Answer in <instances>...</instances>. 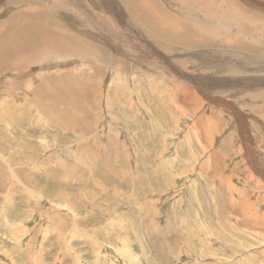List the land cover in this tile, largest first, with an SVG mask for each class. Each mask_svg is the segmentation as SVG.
Instances as JSON below:
<instances>
[{
	"label": "rangeland",
	"instance_id": "374dc122",
	"mask_svg": "<svg viewBox=\"0 0 264 264\" xmlns=\"http://www.w3.org/2000/svg\"><path fill=\"white\" fill-rule=\"evenodd\" d=\"M0 1L2 28L7 20L12 22L9 18H16L12 15L36 6L46 9L42 23L56 32L108 47L107 62L101 64L106 69L102 78L86 58L78 54L67 59L64 52L24 56L19 59L25 62L23 69L13 68L0 76V82L12 88L16 82L25 83L22 90L27 104V92L41 84L43 75L73 68L79 77L85 76L76 84L85 91H98L101 104L94 107L98 116L86 117L91 127L95 125L90 129L77 123L75 129L60 131L49 118L52 114L45 116L30 103L24 122L15 124L19 131L10 130V139L18 140V146L10 144V152L6 150L12 169L0 160V264H264V225L249 222L259 228L249 230L242 211V201H252L251 213L258 207L264 212V200L256 189L260 183L264 187V173L257 171L264 158L257 148L248 156L243 147L247 141L253 144L254 138L253 148L264 149L256 126L264 132V122L254 118L264 108V0H231L241 10L224 0H205L202 5L196 0H147L149 13L165 12L169 20L178 17L193 32L196 27L206 30L194 36L204 41L193 47L182 36L177 44L169 43V32L151 25L138 0L130 3L131 8L121 0L130 15L127 30L131 29V39L115 32L116 26L122 33L125 29L119 17H113L118 22H110L104 6L107 0ZM2 1L10 2L2 5ZM109 11L112 15L113 9ZM22 18L26 19L25 14ZM116 61L122 66H112ZM173 65L187 78L198 77L199 84L179 76ZM217 80H223L226 89L220 95L205 87L199 90L201 81L220 87ZM99 82L101 89L95 85ZM180 83L195 86L204 104L183 102ZM15 92L18 95L19 88ZM175 102L178 107L174 108ZM58 106L68 112L74 109ZM205 112L214 119L217 113L224 121L208 137L203 129ZM236 113L243 116L242 122L250 123L248 129H240ZM66 119L62 124L68 125L69 121L63 122ZM248 130L252 132L249 137ZM199 136L209 139L206 144L210 145L203 148ZM248 172L256 181H250ZM229 197L235 205L226 213L222 202ZM214 202L225 213L222 220L214 214ZM183 219L186 223L179 230L170 229V222L179 225ZM212 219L235 249L221 239L214 242L215 236H203L210 244L201 251L198 236L193 237V244L180 240L186 239L180 232L186 235L188 228L194 231L186 237L197 233L194 222L210 225ZM237 224L245 225L247 231ZM201 252L207 253L204 259L197 255Z\"/></svg>",
	"mask_w": 264,
	"mask_h": 264
},
{
	"label": "bare ground",
	"instance_id": "6f19581e",
	"mask_svg": "<svg viewBox=\"0 0 264 264\" xmlns=\"http://www.w3.org/2000/svg\"><path fill=\"white\" fill-rule=\"evenodd\" d=\"M124 1L130 6V8L132 6L130 4L131 2L136 4V2H134L133 0H124ZM196 1H199L198 4L202 5L205 0H196ZM224 1L228 5H230V7L232 5H234L233 3H235V2H233L231 0H224ZM9 2H3L2 1V3H3L2 5H6ZM138 2H139V5L141 6V8H143V10L147 13V16H148L147 18L150 21V23H152L151 25L154 28L155 27L157 28L160 25V28H161V26H163V30L159 29L160 31L169 32V36H171V38L168 39L169 43L175 42L177 44V41L179 39L181 41L182 37L185 38V39L187 37L188 38L187 42H189L190 45H191L190 47H193L196 42L204 41L202 39L198 40L197 37H194V36L197 35L198 32L199 33H202V32L205 33V31H206L205 29H203V28L202 29H198V27H196L195 28L196 31L194 30V32H193L192 29H190L191 27L188 25L189 23L187 24L186 22H183V21L181 22V20H179L178 17L177 18H172V19L169 20V16L167 17L166 15H168V14L165 13V12L162 13L163 15L159 14V13H155V14L154 13L153 14L149 13V8L146 7V6H150V1L138 0ZM0 4H1V1H0ZM122 4H123V2L121 0H107L106 1V5H104V6L107 9L108 13L110 14V19H111L110 22H118L119 20L117 21V20L113 19V17H119V19L121 20L120 23H122L121 27L125 29V31L123 30V33H122V30L118 29L117 26H116V28H114L112 26L115 29V32L116 33L120 32L118 34H120V35L122 34L126 39H131V38H128L130 36L129 33L131 32V29L127 30L129 27H131V24L128 25L129 24V19H128L127 15H129V14L127 13V11L125 10V8L123 7ZM44 7H46V6H44ZM233 7H235L237 10H241V6L240 5L235 4ZM109 8L113 9V14L112 15H111V12L109 11ZM24 14L26 16V19L22 18ZM46 15H48L46 9H43L41 7H36L35 6L34 9H32V10H30V9L25 10L24 9V12H18L16 15H12V16H16V18L15 19L14 18H9V19L12 20V22H9L7 20V24H6L7 26H5L4 28H2L0 26V76L3 75L4 72L10 71L13 68H15L17 70L23 69L24 68L23 66L25 65L24 64L25 62H23V63L19 62L20 61L19 59H21L24 56H29V57L33 56L34 57L35 55L39 56V55L48 54V53L64 52L65 53L64 57L67 58V59H71V58L75 57L78 54L80 55V57H79L80 59L86 58V60L90 62V65L92 64V70L94 71V73H98L99 76L102 78L104 76V74H105L104 72L106 71V69L103 68L101 64L107 62V50L106 49H108V47L105 48L104 46H102V47L101 46H97L95 43L91 42L89 39L84 38V37H79L78 35H75V34H68V33L61 32V31H57L56 32V30H53V29H51L50 27L47 26V22H45L44 24L42 23L43 20L46 19ZM145 15L146 14H144V16ZM240 16H241V13H240ZM27 17H29L30 20ZM89 17L92 18L93 21L95 20L93 17H91V15H89L88 18ZM88 20H90V19H88ZM131 20L134 21L133 19H131ZM148 20H146V21H148ZM165 24H168V25H165ZM106 29L109 30L110 28H106ZM112 29H110V30H112ZM112 31H114V30H112ZM180 36H182V37H180ZM191 36H192V38H191ZM139 37H140V35H139ZM206 37L208 39L210 38L209 35H206ZM79 38H81V39H79ZM163 38H165V37H163ZM142 41H144V40H142ZM168 41L166 43H168ZM145 42H147V40ZM102 51H104L105 54H103ZM95 52H97L96 56H94ZM148 57H150V56H148ZM166 58H164V60ZM98 60H99L100 64L97 63ZM26 62H29V60L28 61L26 60ZM155 62H156V60H155ZM147 63H149V62H147ZM116 65H117V61L115 63H112V66H116ZM117 66L121 67L122 65H117ZM20 67H23V68H20ZM104 67H106V66H104ZM172 68L177 70L174 65L172 66ZM64 69H65V71L62 70L63 72H55L53 74L48 75L47 77H45V75H43L40 78V81L38 83L39 84L41 83L40 85H42V86L44 84H46L47 87L43 88L42 86H40L38 84L36 86L31 87V90H29V92H27L28 93V97H29L28 98L29 102L27 104L31 103V106L38 107L43 113H46L45 116H48L49 113L52 114V116L49 117V118L52 119L51 122H52L53 125L55 123L57 124L58 127H56V128H58L60 131H64V129H67V131L75 129L74 125L77 124V123H78L77 125H85V126L89 127V129L93 128L95 125L92 124V127H91V124L87 123L86 117H88L89 114H91V113H93V115L95 113L98 116V113H96L94 107L98 108L101 105L99 103V101H98L99 92L98 91H93V92L85 91L84 89H86V88L82 89L81 86H78L76 84L77 80L79 78H82V77H79L81 75L78 72L74 71L73 68H69L68 67V68H64ZM177 72H178L179 76H183L187 80L189 78L190 79H194L193 77L192 78L191 77L187 78L186 77L187 74L181 73V71H179V70H177ZM63 73H64V75L66 77H64L62 75ZM83 78H85V76H83ZM66 79H69L70 81H65ZM196 79L197 80H195V79L194 80L195 81L200 80V79H198V77ZM28 82L29 81H27V83ZM32 82H34V81H32ZM216 82L218 84H220V87L218 85H210V83H205V82L201 81V84L199 85V90L201 92H203L205 89L208 92H215V91L217 92L218 91L217 94H214V95H218L220 92H223V91L226 90V89H223V87H225L224 83H223V80H222V82L219 81V80H217ZM175 83H176V81H175ZM194 84L197 85V83H194ZM198 84H199V81H198ZM14 85H17V86L16 87L13 86V88H12V87L0 82V160H1V164L2 163L8 164V166L11 169H12V166L7 161V159H6L7 155L6 154H7V151H9L11 149V148H9L10 144H15L14 148H15V146H18L17 145V141L18 140H16V139L12 140V139H10V136H13L12 132H18L19 131V128H17L15 126V124H21L22 122H24L25 110L28 108L27 107L28 105L26 103H24L25 101L23 99L24 96H27V95L23 94L24 92L22 90L23 87L25 86V83L19 81V82H16ZM28 85H29V83H28ZM95 85H98L99 89L102 88L101 82L95 83ZM180 86H181L182 90L184 91L183 92L184 94L181 93V95H180L181 96L180 99L183 100V102H191L192 100L193 101L196 100V101H198L201 104L203 103V101L200 99V97L198 95L199 90L198 89L196 90L194 88L195 86L192 88V87H189L188 85H184V84L182 85V83H180ZM90 87L92 89H94L92 86H89V88ZM204 87H205V89H204ZM18 88H19L20 92H18L19 94L17 95L16 94L17 92H15V90L18 89ZM166 89H168V88H166ZM168 91L170 92V89H168ZM179 91H180V88H179ZM261 93H263V92H261ZM9 95L11 96L10 98H9ZM172 96H175V94H172ZM260 96H258V97H260ZM175 98H176V96H175ZM216 98H218L217 100L219 102H221L222 98H219V96L216 97ZM19 100H21V101H19ZM97 102H98L99 105H95V103H97ZM177 102L180 103L181 101L177 100ZM177 102H175L174 108H175V106L178 107V105H177L178 103ZM183 104H185V103H183ZM58 105H70L74 109H73V111L71 110L70 112H68L67 110H65V108H66L65 106L64 107H59ZM256 105H257V103H256ZM184 108L186 109V107H184ZM185 109H184V111H185ZM204 110H206V109H204ZM81 113H83V116H81ZM205 114H206L205 117L207 118L206 119V125H205L204 128L203 127L202 128L205 130L206 136L208 137V134H210L211 131H215L216 128L218 129V128L222 127L224 125V121L222 120L220 115H217V113H215V116H214L216 119H214L209 113L205 112ZM260 114H261V116H256V114H254V118L256 119L257 123L261 122L260 118L263 119V122H264V108L262 109V112ZM64 117H68V119L63 121L64 123H65V121H67V122L69 121L68 125H67V123L66 124H62L61 120ZM82 117L84 118L83 120H81ZM191 117H192V115H191ZM237 117H238V121H239V119H241L240 122H238V123H239L240 129L242 130V127H243L242 125L244 124L243 122H245V121L242 122V120H243L242 117L243 116L240 117V115L237 114ZM202 118H204V117H202ZM97 120H99V119H97ZM201 120L202 119H200L199 121H201ZM199 121H197V123ZM85 122H86V124H85ZM202 122H205V120L202 121ZM263 125H264V123H263ZM193 126H195V125L193 124ZM256 126L258 128V131H259L260 135H262V142H263V145H264V132L262 131L263 127H260L259 124H257ZM8 127H9V131H8V134H7ZM82 131L86 132L84 130H82ZM197 134L201 135L200 132H197ZM8 135H9V139H8ZM255 137H256V135H255ZM97 141H98V139H97ZM251 141L253 142V144H249L248 141L243 144V147L246 150L245 152H247L248 156H249L250 152H254V149L256 148V146L253 148L254 143H255L254 142L255 141L254 138H252ZM199 142H200V145L204 146L203 148L208 147V145H210V144H208V145L206 144V143H210L209 139L202 138L200 136H199ZM227 145H229V144H227ZM263 156H264V153L262 152V158H264ZM258 160H261V159H258ZM160 163L163 164L164 162H160ZM8 166H7V168H8ZM5 168H6V166L4 167V169ZM0 170H2V169H0ZM257 171L264 173V165L262 166L260 164ZM249 174H250V181H256V177L253 176L251 173H249ZM16 175L17 174L14 175L15 178H16ZM117 179H118V177H117ZM17 180H20L21 182H23V180H21L20 177ZM256 189L260 193V196H262V198L264 200V195H263L264 187H263V185L260 183V186L258 188H256ZM5 190H7V189H5ZM230 197H229V199H231L232 201L228 200L225 204H224V201L222 202L223 205H226V208L222 209V211H224V212L228 211V209L234 207V205H235V203H234L235 199L230 198ZM257 202L259 204V199L257 200ZM222 204L219 203L218 205H222ZM254 204L255 203H253L252 201H249V202L242 201V206H244L242 208V209H244V210H242L243 214H244L243 215V217H244L243 221H244V224L248 227L249 230H254V229L258 228L259 226L264 225V212L261 213V211L259 210V207L253 213H251L252 207L254 206ZM245 205L247 206V208L245 207ZM215 207H217V208H215V212L216 213L214 212V214L218 217L217 220H220L221 219L220 217H223V215L225 213L224 212L222 213V211H220V209H218L219 206H216V203H215ZM177 222L178 221L170 222V224H169L170 225V229L179 230L181 228V226L185 225L186 219H183V221L179 222V225L177 224ZM249 222H251L253 225H256L258 227L254 228L251 225H248ZM216 225H218V222L216 223ZM237 225H238L239 229H242V230L246 229L245 225H242V226L240 224H237ZM194 226L196 228L195 232H197V233L194 232L195 233L194 235L186 237L187 234L190 235L189 233H192L194 231L193 227L191 229L188 228L187 229L188 233L186 235H184L182 232H180L182 234V236L184 238H186V239H180V240H186L187 242L192 241V244H193L194 241H195L193 239V237L198 236V246L200 247V251H201L204 248H208L207 244H210V242L205 243L206 241L203 239V236H206V237L215 236V238L213 239L214 242H217V238H218V239H221L224 242V244H228L231 249H235L234 248L235 246H232L231 243L230 244L228 243V242H230L229 241L230 239L223 237L222 236V232L218 228H216L215 225L213 226V219L210 220V225L209 224H203V223L197 221V222H194ZM220 229H222V228H220ZM245 231H247V229ZM251 233L253 234V232H251ZM235 234H237V233H235ZM237 236L239 237V235H237ZM241 236H242V234H241ZM206 254L204 252H201V254H197V255H199V258L204 259V255H206ZM36 256H38V255L36 254ZM207 256L211 257V254H209ZM198 264H201V263L198 262Z\"/></svg>",
	"mask_w": 264,
	"mask_h": 264
},
{
	"label": "crops",
	"instance_id": "0c3cea01",
	"mask_svg": "<svg viewBox=\"0 0 264 264\" xmlns=\"http://www.w3.org/2000/svg\"><path fill=\"white\" fill-rule=\"evenodd\" d=\"M244 124L242 125L243 126V128H245V129H248L249 128V125H250V123L248 122V123H246V122H243ZM251 126V125H250ZM247 133H248V136L249 135H251L252 134V132H250V130H248L247 131ZM245 135H247V134H245ZM256 148H257V151H261V152H263L264 150L262 149V148H258V146H256ZM264 153V152H263Z\"/></svg>",
	"mask_w": 264,
	"mask_h": 264
}]
</instances>
